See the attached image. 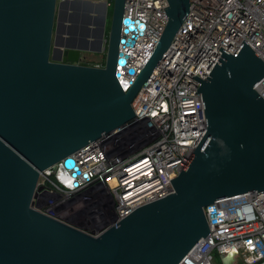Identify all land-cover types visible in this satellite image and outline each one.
Masks as SVG:
<instances>
[{"label":"water","instance_id":"obj_1","mask_svg":"<svg viewBox=\"0 0 264 264\" xmlns=\"http://www.w3.org/2000/svg\"><path fill=\"white\" fill-rule=\"evenodd\" d=\"M125 1L113 0L104 40V3L0 0V264H178L209 234L204 208L264 192V97L255 90L264 63L243 41L234 54L219 49L204 81L193 77L201 84L196 93L207 129L170 181L171 194L133 210L97 237L32 208L41 174L61 163L77 178L71 156L134 119L135 96L190 10V0H167L165 29L124 92L117 80L128 58L122 48L133 44L127 34L135 30L124 17ZM74 4L89 5L94 18L85 46L75 45L69 32L78 24L85 29L84 22L63 12ZM103 52V67L81 64L85 53Z\"/></svg>","mask_w":264,"mask_h":264},{"label":"built area","instance_id":"obj_2","mask_svg":"<svg viewBox=\"0 0 264 264\" xmlns=\"http://www.w3.org/2000/svg\"><path fill=\"white\" fill-rule=\"evenodd\" d=\"M66 1L74 0L56 4ZM81 1L109 5V0ZM167 6V0L125 1L124 17L135 30L127 34L133 44L122 48L128 58L117 80L124 92L152 56L168 21ZM243 41L264 63V0H190L188 16L131 104L134 119L71 156L80 170L71 178L77 186L58 184L82 197L85 231L79 230L97 237L133 210L173 192L170 181L207 129L202 96L196 93L201 84L193 77L204 81L221 57L219 49L234 54ZM129 68L135 74L127 75ZM255 90L264 97V78ZM204 215L208 236L178 264L216 259L264 264V192L218 200Z\"/></svg>","mask_w":264,"mask_h":264},{"label":"rangeland","instance_id":"obj_3","mask_svg":"<svg viewBox=\"0 0 264 264\" xmlns=\"http://www.w3.org/2000/svg\"><path fill=\"white\" fill-rule=\"evenodd\" d=\"M89 3L94 4V2L91 1H89ZM106 6L107 10L104 27V40L108 39L110 34L113 0H109V5L106 4ZM90 10L91 8L89 5L74 4L71 7H65L63 12L67 19L69 17H77L80 21H83L87 30L89 24L94 22V18ZM78 26L80 27V24H78ZM105 55V52L101 54L85 53V60L81 64L86 66L103 67L104 65L101 66V64H105ZM60 166L61 163H58L53 168V170L48 173V175V171L40 175L36 190L37 198L35 197V199H33L32 208L45 215L51 216L56 220L62 221L69 225L75 226V228L85 231L84 224L82 221H80L81 214L83 213L81 212L82 197L79 193L66 192L58 184L60 182L56 178L57 173L61 168ZM38 196H42V198L38 199ZM79 197L80 199H77ZM88 211H91V209ZM214 264H220V259H216Z\"/></svg>","mask_w":264,"mask_h":264},{"label":"flooded vegetation","instance_id":"obj_4","mask_svg":"<svg viewBox=\"0 0 264 264\" xmlns=\"http://www.w3.org/2000/svg\"><path fill=\"white\" fill-rule=\"evenodd\" d=\"M57 17L58 16H55V30H56V22L58 21ZM69 32H70V36L73 38V42L75 45L85 46V42L83 41V39L86 38V34H87L86 28L80 29V27L78 26L76 30L71 29ZM56 34L57 33L55 31L53 34V44L55 43ZM84 57L85 56H83V58Z\"/></svg>","mask_w":264,"mask_h":264},{"label":"bare ground","instance_id":"obj_5","mask_svg":"<svg viewBox=\"0 0 264 264\" xmlns=\"http://www.w3.org/2000/svg\"><path fill=\"white\" fill-rule=\"evenodd\" d=\"M61 168H60V170H59V172L57 173V178L56 179H58V181H60L61 183H64L66 186H72V182H71V170H65L64 168H63V166H62V164H61V166H60ZM48 172H47V175H48V173H50L52 170H47ZM42 175V174H41ZM58 175H59V177H58ZM78 178V177H77ZM37 194V193H36ZM36 194H35V197H36ZM35 197H34V199H35ZM37 198V197H36ZM42 198V196H38V199H41ZM77 199H80V197L79 198H77ZM73 200V199H72ZM75 200V199H74ZM71 201V200H70ZM72 202V201H71Z\"/></svg>","mask_w":264,"mask_h":264},{"label":"crops","instance_id":"obj_6","mask_svg":"<svg viewBox=\"0 0 264 264\" xmlns=\"http://www.w3.org/2000/svg\"><path fill=\"white\" fill-rule=\"evenodd\" d=\"M94 4H99V3H94ZM88 27H90L91 28V26L89 25ZM103 46L105 47V42H104V40H103ZM85 59L83 58L82 59V62L84 61Z\"/></svg>","mask_w":264,"mask_h":264},{"label":"trees","instance_id":"obj_7","mask_svg":"<svg viewBox=\"0 0 264 264\" xmlns=\"http://www.w3.org/2000/svg\"><path fill=\"white\" fill-rule=\"evenodd\" d=\"M104 64H101V66H103Z\"/></svg>","mask_w":264,"mask_h":264}]
</instances>
